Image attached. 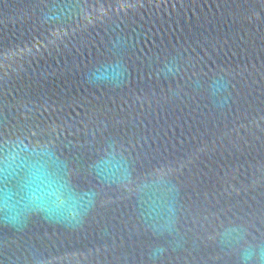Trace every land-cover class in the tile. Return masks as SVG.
<instances>
[{
  "label": "water",
  "instance_id": "water-1",
  "mask_svg": "<svg viewBox=\"0 0 264 264\" xmlns=\"http://www.w3.org/2000/svg\"><path fill=\"white\" fill-rule=\"evenodd\" d=\"M264 264V0H0V264Z\"/></svg>",
  "mask_w": 264,
  "mask_h": 264
},
{
  "label": "clouds",
  "instance_id": "clouds-1",
  "mask_svg": "<svg viewBox=\"0 0 264 264\" xmlns=\"http://www.w3.org/2000/svg\"><path fill=\"white\" fill-rule=\"evenodd\" d=\"M260 255L258 252L246 250L242 256V264H252L253 256Z\"/></svg>",
  "mask_w": 264,
  "mask_h": 264
}]
</instances>
